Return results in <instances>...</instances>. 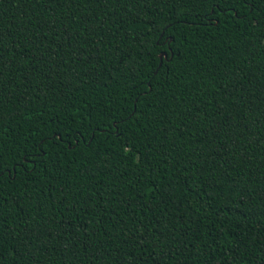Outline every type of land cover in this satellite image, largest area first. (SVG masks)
Returning a JSON list of instances; mask_svg holds the SVG:
<instances>
[{
    "label": "trees",
    "instance_id": "16d2710c",
    "mask_svg": "<svg viewBox=\"0 0 264 264\" xmlns=\"http://www.w3.org/2000/svg\"><path fill=\"white\" fill-rule=\"evenodd\" d=\"M206 10L0 0L4 167L58 127L97 129L0 180V264H264V0L193 28ZM165 24L175 58L140 99Z\"/></svg>",
    "mask_w": 264,
    "mask_h": 264
},
{
    "label": "snow or ice",
    "instance_id": "6c2138e0",
    "mask_svg": "<svg viewBox=\"0 0 264 264\" xmlns=\"http://www.w3.org/2000/svg\"><path fill=\"white\" fill-rule=\"evenodd\" d=\"M201 4L207 5V10L203 15L194 18L193 28L204 27L210 28L216 26L218 21L222 17H226L229 13L232 16H239V11L237 6H246L249 4V0H198ZM246 16L247 13H244ZM155 34V39L153 40V48L155 49V57L150 64H155V67H148L149 75L140 81V85L143 88V93L136 91V96L143 99V96L150 94L151 80L155 79L156 76L161 75V70L167 72L168 65L171 64L172 60L175 58V33L173 27L170 24H165L163 27L157 26L152 30ZM151 34V33H150ZM154 74V75H153ZM133 103L139 104L140 100L135 97L132 98ZM131 107V105H129ZM135 116V112L129 111L126 117L122 118L123 122H127L129 119ZM113 125L117 122L114 120ZM97 129H93L91 133L85 135L87 128L77 127L73 131H66L61 128H56L47 137H41L37 142L31 146V149L27 152H22L19 157L9 166L4 167L3 155L0 154V180L4 179L6 173L9 170H14L17 173L21 171H26L31 174L35 167L37 159L43 162H47L48 153L52 147H59L63 144L65 147L71 145V150L75 151L76 148L80 147L86 141L93 140V134ZM120 131L117 127H111L110 134L114 135L116 132ZM54 142V143H53ZM43 153V156L40 154Z\"/></svg>",
    "mask_w": 264,
    "mask_h": 264
}]
</instances>
